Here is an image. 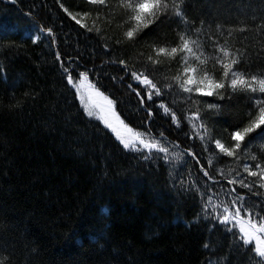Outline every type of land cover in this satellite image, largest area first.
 <instances>
[{"label": "snow or ice", "instance_id": "snow-or-ice-1", "mask_svg": "<svg viewBox=\"0 0 264 264\" xmlns=\"http://www.w3.org/2000/svg\"><path fill=\"white\" fill-rule=\"evenodd\" d=\"M210 2L214 13L194 14L204 0H79L75 11L55 0L80 30L77 36L95 42L88 60L79 50L61 52L57 31L35 8L23 13L24 33L0 19V49L18 47L14 35L55 48L53 70L72 97L57 93L67 106L61 108L66 123L98 122L96 132L118 153L166 172L163 180L178 203L194 209L185 227L206 226L202 247L209 256L202 264H264V9L233 15L222 0ZM97 51L107 57L99 64ZM111 67L119 74L109 76L104 69ZM105 78L134 95L139 124L102 90ZM0 79L9 84L5 65ZM20 82L9 84L15 103L0 101V110H22L27 98H36L30 89L16 99ZM240 101L243 110L233 113ZM20 256L14 243L0 244V264H27Z\"/></svg>", "mask_w": 264, "mask_h": 264}, {"label": "trees", "instance_id": "trees-1", "mask_svg": "<svg viewBox=\"0 0 264 264\" xmlns=\"http://www.w3.org/2000/svg\"><path fill=\"white\" fill-rule=\"evenodd\" d=\"M222 2L233 15L251 16L264 9L261 0ZM63 3L75 11L79 0ZM32 8L57 31L61 52L74 56L79 50L89 59L88 45L95 42L77 36L80 30L55 0H0V19L24 33L23 13ZM192 11L214 13L215 7L204 0ZM13 38L18 47L0 49V65L8 69L9 84L21 81L16 99H25L23 93L30 89L38 95L27 98L22 110H0V244L14 243L27 264H202L209 256L202 247L208 239L206 226L185 227L194 209L190 202L178 203L163 180L166 172L150 171L130 154L118 153L108 136L96 132L98 122L66 123L61 108L67 106L57 93L63 92L68 101L72 97L53 70L55 48L48 47L47 40L33 45L21 35ZM96 55L97 64L107 59L99 51ZM104 70L109 76L119 74L115 67ZM9 84L0 79V101L5 105L15 103ZM100 84L118 101V110L132 114L139 124L134 95L107 78ZM243 106L244 101L238 102L233 113ZM220 126L226 125L221 121ZM25 245L38 252L28 255Z\"/></svg>", "mask_w": 264, "mask_h": 264}]
</instances>
